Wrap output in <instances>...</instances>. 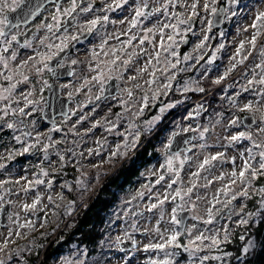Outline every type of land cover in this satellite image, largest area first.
Instances as JSON below:
<instances>
[{
  "label": "rangeland",
  "instance_id": "1",
  "mask_svg": "<svg viewBox=\"0 0 264 264\" xmlns=\"http://www.w3.org/2000/svg\"><path fill=\"white\" fill-rule=\"evenodd\" d=\"M140 2L141 0H128L126 4H123L122 8H124V10L122 13L124 23H119L116 26L117 35L120 33H127L126 35H128V38L130 36H135L136 39L132 40L130 45L124 47L126 42L122 43L116 41L117 35H114L109 42L106 43V50L114 49L115 52L119 51L116 56L120 57L119 61H121V65L122 61L127 59L128 54L132 53L134 49L139 53V56L134 57L127 66V70L124 71V76L121 79L123 90H130L132 92V98L129 99L128 93L126 92L123 98L114 102L117 107H120V113L123 115L115 119L107 117L105 120L73 122V132L69 130L72 136L68 139L64 134L58 138L65 146L71 145V156L68 162H63V167H61V162L51 165L50 169L40 166L37 167L36 161V164H34L31 159L28 161L27 167L24 168V173H27L25 177L24 175L18 174L16 177H10L9 179L11 180H8L4 173L2 177H0V181H8V183H4L3 186L0 187V197H2V199H0V209L8 202L12 205L13 215L5 226H0V246L4 244L6 238L9 240L8 246L0 252V261H3V264H32V260L35 257L38 259L36 263L38 264L41 259L44 260L43 254L48 252L51 243L55 249L53 248L54 250L48 255L49 263L45 261L47 264H65L66 261L68 264H72V262L78 260H83L85 264H145V262L150 259L158 260L163 258V253L154 251L145 252L144 247L150 243L160 242L159 235L153 231V229L159 228L161 232L168 229L170 232L172 228V225L168 224L170 216L166 214L164 220L161 221L160 224H157L159 210L156 209L153 213H148L144 211V208L147 204L155 202L154 198L157 194H161L162 197V193L166 188V182L171 179L170 174H167L166 170H162L160 167L161 164L164 163V144L167 143L169 138H172L173 133L184 132L183 129L189 126L197 129V132H193V136H198V132L203 130L204 127L209 128V131L205 133V139L203 141L199 139L192 141L193 144L199 145L204 143L208 145V147L203 150L196 147L188 153L191 159L181 170L183 187L187 188L190 186L191 173L197 170V165L205 156L215 155L217 152H223L225 154L223 161H213L209 170L201 171V176L197 180V188L192 194L193 200H196L197 195L201 197V199L196 201V215L204 219L207 218L206 209L210 207L207 201L211 199L218 188L223 187L224 184L229 182L227 174L231 172L233 165L228 163V161L231 160L232 157H236L235 163L238 170V166L241 164L239 152L243 150L244 146H250V142L240 141L239 143L228 146L230 136L239 131L248 129H251L255 133L260 120L259 113L253 114L239 111L245 103L250 101L255 102L261 99L257 94L260 90L259 85L254 84L248 91L242 90L243 87L247 85L248 80L252 79V70L250 75L244 80L243 85L235 90L230 91L229 88L226 91L228 95L226 96L225 103L223 107L219 106L208 97V93H206L208 86L204 84L207 78L204 79L203 76L208 74V76L214 80L222 75L230 66L228 52L225 51L224 54L218 53L212 65L203 62L200 66L196 64V57L201 55V52L200 50L194 51L195 45L199 43V41L196 38V34L192 35L189 33L188 36L191 39L188 45L184 46V43H180L177 50L179 58L181 59V63L178 67L186 68L189 65H196V67L193 68L192 71L178 73L176 81H173V88L167 90V94H165L164 90H161L153 101L151 98L153 91L156 90V85H153L152 90L149 91L145 81L150 79V77L147 73L137 75V69L143 67L145 62L150 58L145 52L153 53L156 50L154 45L159 42V36H152V34H149L153 40L152 44L145 41L143 45H140L139 41L144 35V30L146 28L156 24L158 19L164 20V17L162 13H160L150 17L148 20L141 18L136 27L130 28L129 22L135 15V9ZM148 2L151 3L154 8L159 6L156 0H148ZM160 3H163V0H160ZM169 10L172 11L171 8ZM175 10L183 11V9L179 8ZM165 31L168 32L170 30L166 29ZM179 39L180 38L177 37L178 43ZM223 39L224 38L220 41V44H224V48L221 51L227 50L228 47L226 40ZM206 43H208V41ZM183 46L185 48H183ZM122 48L123 51H121ZM164 55L167 54L165 53ZM184 55H191L192 59L184 62ZM261 61L264 62V57L260 58L259 62ZM173 62H175V58H173ZM153 63H155L154 60ZM157 67H161V65H157ZM121 70H124L123 66ZM149 71H152V69L149 68ZM260 71L259 69V72ZM157 75L160 76V73H157ZM132 76H136L137 78L135 80L129 79ZM160 79L163 81V76H160ZM256 79H259V75H257ZM185 80L198 82V85L203 87L205 91L203 93L195 91L184 93L180 91ZM228 80L227 77L219 85ZM137 85H142V87H137ZM193 86L195 87L196 85L194 84ZM146 93L149 102L144 108L142 115H145L147 110H152L154 114L148 120L140 122L141 125L139 126L133 113L137 112L142 106V98ZM168 93L169 97H167ZM237 93H239V98L235 100L234 106L230 100V95L233 94L236 96ZM201 94L204 95L202 96ZM122 101H127L124 107H127L129 111L126 113L124 112V107L121 106ZM169 104L173 105V107L166 108ZM193 104L198 106L206 105L207 107L202 114L200 113V115L196 117L195 126L189 124L187 119L190 107ZM110 105L111 104H108V106ZM0 106L2 107L3 105L0 104ZM162 107L166 108L163 113H161ZM31 112H35L34 106ZM244 116H253L255 124L246 126L243 123ZM156 117H159V119L149 128L147 121L153 120ZM165 118H167V120ZM233 118H238L240 120L241 123L239 127L229 126ZM130 121H134L138 126L140 131L139 141L135 147H130L123 156L117 155L109 160L116 146L124 143V137L119 135V133H126ZM32 123L34 124V133H32L31 137H27L30 144L35 142L34 137L37 133H40L41 142L43 141V144L49 143L47 135H45L48 131L40 127L42 123L37 120H33ZM93 125L96 126L93 127ZM113 125H115L113 131L109 132L106 130ZM143 131L146 133L151 132V134L147 136L148 138L145 139V142L158 131L163 137H161L157 143L156 158L142 166L138 177L135 179L136 184L128 189V191L117 194L119 198L113 211L115 225L111 226L112 228L107 227L110 230L107 231L106 234L109 244L106 255L100 251H95L96 249H87L85 245H81L76 240L71 241L67 235L75 231L74 219H76L79 212L87 208L88 201L91 198L97 197L102 187L119 175L120 169L125 166V164L129 166L130 161H132V164L135 163V156L142 148L140 144L142 142L141 132ZM133 132H135V130H133ZM53 133L54 131L49 133L52 139L54 137ZM77 134L79 135L77 136ZM131 139L132 137L130 136L129 141H131ZM8 149L13 152L18 150L12 147ZM21 150L22 149H19V151ZM89 150H91V155H89ZM121 151H124V149H121ZM73 152L75 156H73ZM97 152H99V154H97ZM81 153L83 155H81ZM60 154L65 156V160L67 159L65 153L60 152ZM181 155L183 156V153ZM41 168L48 173L47 176L41 174ZM0 170H3V168ZM3 172H5V170ZM161 172L165 173V180L161 181L160 184H155ZM81 173L84 175L82 176ZM221 173L225 174L224 179L217 180L216 177H219ZM150 176H155V180L152 183L148 182ZM21 177L25 179H21ZM205 177L207 179H205ZM44 178L46 179L44 180ZM78 178L85 181L86 188L77 187L76 180ZM36 179H40L44 181V183L39 185L33 184L31 190L25 193L22 190L23 186L27 182ZM16 180H20V183L17 184L15 182ZM49 180L52 181L51 187H49L47 183ZM208 181L212 183L208 184V187L205 188L204 185L207 184ZM263 182L264 176L258 175L256 180L252 181L251 186L248 188L250 198L238 197L236 201L232 202L230 206L233 211L231 219H227L225 216L219 223L214 222L213 225H204L203 223L192 221L191 216L193 213L188 212L189 215L186 225L191 227L193 223H197V228L193 230L191 237H189L187 233L183 234L180 237V242L186 244L189 239H193L200 231H205L206 235L209 236L216 234L218 231V238L223 241L225 235L224 226L227 225L230 242H222L218 248L207 247L203 252L197 255L220 257L218 260L209 259L206 261V264H251L250 262L255 253L262 250L263 247V243H260V240L256 237L255 229L264 222V215L249 220L247 225H240L238 221L241 219V216L247 219L246 213L255 212L257 210L259 201L261 200L259 190L264 188ZM62 185H64V187H62ZM174 187L176 186L174 185ZM69 188H71V191H69ZM149 188H151L150 191ZM233 188L236 191H240V188L236 186H233ZM141 192L145 194L142 199L138 195V193ZM37 195L40 196V201L36 208L25 211L23 205L31 204L33 200L36 199ZM50 196L52 198L51 203L49 202ZM61 197H63V199H61ZM134 197L135 199H133ZM149 197H153V199L150 201ZM223 199H225V197L221 195V200ZM129 201H131V203H129ZM69 202L72 203L71 209L67 207ZM244 204H246L244 212L241 213V216H237L236 213L241 211V206ZM174 206V204H165V208L169 209V211L170 208ZM216 208H222V205H216ZM40 211H42L43 214L40 218H37L36 215ZM132 212H142L143 215L133 216ZM182 212L183 211H180V213ZM72 222L73 229L71 230ZM134 223L136 225L135 228L132 227ZM20 225L26 226L21 228ZM9 232L12 233L11 236H9ZM17 232L20 233L19 236L16 235ZM125 233H128L131 238L124 239ZM117 237H120L123 242H132V240H135V248L132 247L129 251L121 250L120 244L118 246L116 244ZM241 237H243V240ZM248 240L253 241L254 247L245 255L242 253V248ZM205 244H210V241H205ZM60 248L61 250L58 252ZM169 251L177 252L175 257L177 264H192V262L187 259V253L174 249H169ZM196 264H199V262L197 261Z\"/></svg>",
  "mask_w": 264,
  "mask_h": 264
},
{
  "label": "snow or ice",
  "instance_id": "2",
  "mask_svg": "<svg viewBox=\"0 0 264 264\" xmlns=\"http://www.w3.org/2000/svg\"><path fill=\"white\" fill-rule=\"evenodd\" d=\"M103 2V0H102ZM128 0H113L112 3L106 4L103 9H94L92 0H43L42 3L32 5L27 3V0H0V66L5 71H0V81L7 83V86L0 85V101H7V103L0 107V121H3L5 117L12 113L14 115H19L21 117H27L30 113L26 112L25 109L32 104H38L39 101H33L29 99L33 95L32 91L27 92L23 95L24 106L20 108H13L11 104L15 101L13 100V93L16 91L17 87L21 83L29 82V77L24 73L25 68H29L35 72L37 76H42L44 72H49L55 74L54 68L51 67L52 61L56 60L57 57H60V54L65 52L69 48L71 42H79L81 37L88 36L93 34L97 30L98 25H103L109 23V16L107 14L103 16L95 15L96 11H103L105 13L110 11H115V9L122 7V4H126ZM158 7L152 8L148 0H141L135 9V15L130 20V28L136 27L141 18L148 20L150 17L162 13L164 20H157L156 24L152 27H148L144 30V35L140 38V45H143L145 41L149 44L153 43L152 36H159V42L154 45L156 49L153 53H147L149 59L145 62L144 66L137 69V75H143L147 73L150 79L146 80L145 83L148 85V90H152V86L156 85V90L153 91L152 100L156 99L157 94L164 90L167 94V90L173 88V81H176L177 75L180 72L192 71L196 65H189L188 67H178L181 63L179 58L178 48L180 43H186L187 36L189 33L195 35L194 25L199 21L204 33L203 38L195 45L194 51H199L206 49V42L210 39L209 33L213 32V28L219 25L225 24L228 21H232L234 17H237L238 10L247 5L242 4L241 0H163V3H160V0H156ZM52 4L54 11L50 13L49 17L44 16L39 25L32 24L37 17L41 16V12L46 4ZM67 4V6H63ZM172 9L170 11L169 9ZM183 9V11H176L175 9ZM147 10V11H146ZM10 13H18L17 16H10ZM89 14H93L89 18ZM83 18V19H82ZM167 21V22H166ZM116 23V21H111ZM120 23H124L123 20ZM250 28L253 29L250 40H242L239 45L236 47L235 55L232 57L233 63L231 66L217 79L212 81L213 84L219 85L224 79L227 78L229 73H231L237 65L244 64L249 56L252 55V52L249 51L247 55H241L245 49V44H249L252 49L256 48L257 38L264 31V11H257L251 24ZM170 30L166 32L165 30ZM39 30H46V34L41 38L36 35V32ZM245 32L248 31L246 27ZM60 33L59 36L56 34ZM31 34L34 40H38V44H34L33 40L26 39L24 42H19L18 37L26 36ZM51 34V35H48ZM127 33H125L126 35ZM221 36L224 35L223 31L219 33ZM166 37V39H165ZM177 37H179V43L177 42ZM53 38L58 39L59 43H53ZM119 39V36L116 37ZM136 39L135 36H130L126 41L124 47L130 45L132 40ZM107 43V40H104L99 46L101 48ZM44 48L47 51H41L40 49ZM224 48V44H219L216 46L209 55L208 51H204L202 55L196 57V64H200V61L205 59L207 56L206 64L212 65L217 58V54ZM30 49L33 54L27 56V59L20 61L15 67L12 66L13 62L17 61L18 53L20 50ZM54 49V50H53ZM110 51L115 55V50L110 49ZM123 51V48L121 49ZM167 55H164V54ZM7 54V55H6ZM97 53L93 52L92 56L95 58ZM261 55L264 56V49L261 50ZM139 53L133 50L132 53L128 54V58L122 61V65L118 64L117 61L120 59L119 56H116L114 59L108 60L105 62V68H101L100 64L97 63L95 68L90 67V72H99V75H94L91 80L84 79L83 83L79 88L76 89V92L79 93L81 88L87 87L93 81H101L102 78L106 77L107 79H122L124 76V71L127 70V66L133 60L134 57H138ZM175 58V62H173ZM192 59L191 55H184L183 61L187 62ZM64 58L56 60L58 67H65ZM153 60L155 63H153ZM77 59L71 60V65L78 64ZM161 65V67H157ZM123 66V71L121 70ZM149 68L152 71H149ZM256 69H260L259 73L256 72ZM175 70V71H173ZM160 73V76H163V81L160 79V76L157 75ZM252 79H249L247 85L243 87V91H248L254 84L260 86V90L257 93L261 99L255 102H248L239 109L240 112H249V113H259L260 120L259 126L257 127L256 132L254 133L251 129L245 131H239L238 133L231 135L229 139V145L231 146L234 143H239L240 141H249L250 146H244L243 150L239 152V159L241 164L238 166L235 163L236 157H232L228 163L232 164V170L228 173L229 182L224 184L223 187L218 188L215 194L212 195L211 199L207 202L210 205L206 209L207 218L195 214L196 201L201 199L199 195L196 196V200L192 199V194L197 188V180L201 176V171L209 170L213 161H223L225 154L223 152H217L215 155L205 156L204 159L197 165V170L191 173L190 186L185 188L183 187V182L181 180V170L184 168L185 164L191 159L188 156V153L192 151L193 148L199 147L201 150L208 147V145L201 143L199 145L193 144L192 141L197 139L203 141L205 139V133L209 131L208 127H204L203 130L198 132V136H192L189 139L184 141L185 145H190V147H185L179 151L172 150L173 139L169 138L167 143L164 144L163 155L164 163L161 164V169L166 170L167 174H170L171 179L166 182V188L161 194L155 196V202L147 204L144 208V211L148 213H153L154 210H159V219L157 224H160L164 220L165 215H169L170 219L168 224L172 225V228L169 232L168 229H165L164 232H161L159 228L153 229L159 237L160 242L150 243L145 245L144 251H154L158 253H163V258L161 259H150L145 262V264H177L175 257L177 255L176 251H169V249L179 250L180 252L187 253L188 261H191L192 264H196L198 261L199 264H206V261L218 260L220 257L207 255L198 256L197 254L203 252L207 247H216L218 248L222 242H230L229 239V229L227 225L224 226V237L223 241L218 238V231L216 234L211 236L206 235L205 231H200L193 239H189L188 242L181 243L180 237L187 233L189 237L192 236L193 230L197 228V223H203L204 225H213L215 221L223 214L227 219H231L233 215L232 205L233 201H236L238 197L250 198L248 188L251 186V182L256 180L257 176H264V62L256 64L255 68L252 69ZM71 74V73H70ZM259 75V79H256ZM20 77V79H16ZM137 77L132 76L129 79L135 80ZM44 88L49 87L46 80H42ZM196 85L195 87L193 85ZM63 87H67L64 85ZM137 87H142V85H137ZM43 90V89H42ZM91 89H89L90 91ZM103 91V89H101ZM128 93L129 99L132 98V92L128 89H125ZM180 91L187 93L191 91L203 93L205 89L198 85V82L192 80H185L183 87ZM69 99L72 98V93L69 94ZM239 95V93H237ZM97 100L100 99L99 96L96 97ZM143 104L139 110L133 115L139 117L143 114L144 108L149 102L147 93L142 98ZM235 106V101H232ZM127 104V101H122L121 106ZM134 106V105H133ZM173 105L169 104L166 108H171ZM202 107V106H199ZM199 107L196 114L199 115ZM166 108H161V113H163ZM129 109L124 107V112H128ZM118 117L123 114H117ZM65 119H70V116L65 117ZM159 117L154 118L153 120L147 121L149 128L153 126ZM240 120L238 118H233L230 121V127L236 126L239 127ZM250 123H255L251 121ZM8 129L20 128L23 136H31L32 133L25 131L24 119L19 121H13L7 123ZM96 125H93L95 127ZM115 125L106 129L107 131H113ZM135 130V132H133ZM50 131H59L58 128L53 127ZM184 132H197L196 128L191 126L184 128ZM124 137V143L118 144L116 149L112 151L109 160L117 155L123 156L125 152L130 147H135L140 138V131L137 124L134 121H130L126 130V133H119ZM173 137L178 135L177 133L172 134ZM132 137L129 141V137ZM17 143L21 142V137H15ZM35 143L29 144L22 147L20 155L28 153L31 149L36 148L37 144L41 142L40 133H37L34 137ZM47 140L49 143H45L41 151L45 153L44 159H48V149L55 148V145L61 141H52L51 135H47ZM99 143V142H98ZM124 149V151H121ZM255 150V151H254ZM183 153V156L181 155ZM91 150H89V155H91ZM99 154V152H97ZM13 153H9L6 159H13ZM59 160L61 162V167L64 166L63 162L65 161V156L57 153ZM81 155H83L81 153ZM73 156L75 153L73 152ZM6 167L5 164H0V169ZM41 174L47 176L48 173L41 168ZM83 176L84 174L81 173ZM225 177L224 173H221L219 177H216L217 180H223ZM21 179H25L21 177ZM205 179H207L205 177ZM165 180V173L161 172L158 179L155 181V184H160L161 181ZM17 184L20 183V180L15 181ZM8 181H0V187ZM44 183L40 179L34 181H29L23 186V191L28 193L32 185H39ZM49 187H51L52 181L48 182ZM211 181H208L204 185L205 188L208 187V184H211ZM76 185L78 188H86L84 180L77 179ZM174 185L176 187H174ZM154 186V185H153ZM233 186L240 188V191H236ZM64 187V185H62ZM151 188H149V191ZM71 191V188H69ZM261 195V200L259 201L258 208L255 212H248L245 215L247 219L241 216V213L244 212L246 204L241 206V211L236 213L237 216H241V219L238 221L240 225H247L249 220H253L257 217L264 215V188L259 190ZM141 199L144 197V193H138ZM221 195L225 199L221 200ZM2 199V197H0ZM63 199V197H61ZM135 199V197L133 198ZM153 197H149L151 201ZM40 201V196L37 195L36 199L33 200L31 204H24L23 209L27 211L28 209H35L37 204ZM179 201V202H177ZM49 202H52L51 196L49 197ZM131 203V201H129ZM174 204V207L169 209L165 208V204ZM216 205H222V208H216ZM69 209L72 207V203L69 202L67 206ZM234 207V206H233ZM224 209H228L226 213L223 212ZM180 211L192 212L191 220L197 223H193L191 227H188L184 223V218L179 215ZM133 216H142V212H132ZM11 219V217H10ZM26 225H20V227H25ZM30 226V225H28ZM133 228L136 227L135 223L132 225ZM12 233L9 232V236ZM17 236L20 235L19 232L16 233ZM130 235L125 233L124 239H130ZM243 240V237H241ZM205 241H210V244H205ZM9 240L6 238L4 244L0 246V252L8 246ZM123 243V240L120 237H117L116 244ZM133 248L136 246V241L132 240ZM254 247L252 240H248L247 243L242 248V253L247 254ZM0 264H3V261H0ZM65 264H68L66 261ZM72 264H85L83 260H78L72 262Z\"/></svg>",
  "mask_w": 264,
  "mask_h": 264
},
{
  "label": "flooded vegetation",
  "instance_id": "3",
  "mask_svg": "<svg viewBox=\"0 0 264 264\" xmlns=\"http://www.w3.org/2000/svg\"><path fill=\"white\" fill-rule=\"evenodd\" d=\"M43 0H27V3L36 5L42 3ZM94 9H103L106 4L112 3L113 0H92ZM242 4L247 5L242 9L238 10L237 17H234L232 21H228L225 24L219 25L213 28V32L209 33L210 39L208 43H206V51H208L209 55L211 51L220 44L222 38L227 42V50L220 51V54H224V52H228V57L230 58V66L233 63L232 57L235 55L236 47L239 45L242 40H250L253 29L249 27L251 24L255 14L257 11H264V0H241ZM152 8L154 6L149 3ZM123 5V4H122ZM63 6H67L64 4ZM123 10L124 8L120 7L115 9V11L103 12L96 11L94 14L103 16L107 14L109 16V23L98 25L97 30L86 37L82 36L79 42L73 41L69 45V48L65 50V52L60 54V57H57L56 60L64 58L63 62L65 67L60 68L56 64V60L52 61L51 67L54 68L55 74L44 72L42 76H37L33 70L29 68H25L23 71L29 77V82L21 83L18 85L16 91L13 93L14 103L11 104L13 108H20L24 106L23 95L29 91L33 92V95L29 97L33 101H39L38 104L29 105L28 108L25 109L26 112L30 113L27 117H21L19 115H14L9 113L3 121H0V163L6 165L3 170H0V177H2L3 173L6 175L8 180L10 177H16L18 174L25 175L24 168L27 167V163L29 160L33 161L34 164L37 163V167H46L48 169L51 168V165H55L59 160V156L57 153H65L66 154V162L69 161L71 156V145L65 146L61 140H58L61 136L65 134V136L69 139L72 136L73 132L72 123L75 121L86 122L89 120H105L107 117L111 119H115L118 117L117 114L121 112L120 107L115 105V101L121 99L125 96L126 91L123 90V84L121 79H107L106 77L102 78L101 81H93L87 87L81 88L79 93L76 92V89L80 87L83 83L84 79L91 80L94 75H99V72H90L89 68H95L96 64L99 63L100 67L105 68V62L116 57V54L119 51L115 52V55L110 50H106V44L103 48L99 45L107 40V43L113 37L116 36V26L123 20ZM54 11L52 4H46L41 12V16L37 17L32 24L39 25L41 19L44 16H48V22L50 20V13ZM147 11V10H146ZM18 13H10V16H17ZM93 14H89V18H91ZM83 19V18H82ZM111 21H116V23H112ZM206 25H200L199 21L194 25L196 38L200 41L203 38L202 27ZM248 28V31L245 32L244 29ZM124 30V29H123ZM220 31L224 32V35L221 36ZM124 32V31H123ZM46 34V30H39L36 32V35L39 37H43ZM51 35V34H48ZM57 36L60 33L56 34ZM119 39L116 38L118 42H126L128 40V35L120 33ZM26 39L33 40L34 44H38V40H34L31 34H27L26 36L18 37L19 42H24ZM190 37L187 36V42L184 43V46H187ZM53 43H59L58 39L53 38ZM183 46V48H185ZM264 49V31H262L261 35L257 38L256 48L252 49L249 44H245V49L242 52L243 55H247L249 51L252 52V55L244 61V64L237 65V67L229 73L228 81L223 82L221 85H215L212 83L213 79L208 76V74L203 76V78H207L204 81V84L208 86L206 89V93H208V97L210 99H218L223 104L225 103L226 96L228 93L226 92L229 88L230 91L239 88L244 84V80L250 75L251 70L256 64L262 63L259 62L261 57V50ZM41 51H47V49L41 48ZM54 50V49H53ZM205 50H200L201 55ZM97 53L96 57L93 58L92 53ZM33 54L30 49L20 50L18 53L17 61L13 62L12 66L15 67L20 61L27 59V56ZM7 55V54H6ZM207 56L205 59L200 61V65L203 64L207 60ZM77 59L79 61L76 65H71V60ZM118 64H121V61H117ZM253 65V67H252ZM229 66V67H230ZM228 67V68H229ZM0 71H5L2 66H0ZM256 72L259 73V69H256ZM71 73V74H70ZM16 79H20L17 77ZM42 80H46L48 82L49 87L44 88L41 83ZM0 85L7 86V83L4 81H0ZM67 85V87H63ZM43 89V90H42ZM89 89H91L89 91ZM103 89V91H101ZM72 93V98L69 99V93ZM202 96L204 94H201ZM99 96L100 99L97 100L96 97ZM169 97V93L167 95ZM201 97V96H200ZM239 98V95H230V100L235 101ZM7 103V101H0V104L3 106ZM108 104H111L108 106ZM194 105V104H193ZM2 106V107H3ZM35 107V112H31ZM203 106V105H201ZM1 107V106H0ZM207 108V107H206ZM70 116V119H65L66 115ZM61 113V114H58ZM3 113H0L2 115ZM52 115V118H46L47 115ZM154 112L151 110H147L145 115H140L136 117L138 125L140 126V122L148 120ZM202 114V113H201ZM56 115V116H55ZM200 115V114H199ZM244 115V114H243ZM24 119L25 131L34 133V124L33 120H37L42 123V128L46 129L48 132L45 135H49L51 129L53 127L58 128L59 131H54L52 141H61L60 143L55 145V148L48 149V159L45 160V153L41 151L43 148V141L37 144L36 148L31 149L28 153L20 155L19 149L27 146L30 142L27 140V137L31 136H23L20 128L16 129H8L7 123H11L13 121H19ZM48 120H51L53 123H49ZM61 128V129H60ZM79 134H77L78 136ZM148 135L146 132H141V147L145 145V136ZM20 136L21 142L17 143L15 137ZM147 139V138H146ZM35 143V142H34ZM33 144V143H32ZM18 149L16 152L8 148ZM9 153H13V159L8 160L6 157ZM138 153V152H137ZM137 155L134 159V164H136ZM136 160V161H135ZM36 161V163H35ZM132 161H130L129 166H133ZM31 165V164H30ZM22 167V168H21ZM5 170V172H3ZM19 170V171H18ZM46 178H44L45 180ZM7 197V195H6ZM8 203V202H7ZM2 208V207H1ZM1 213V209H0ZM13 217L12 215V205L10 204V212L8 214V221ZM7 221V222H8Z\"/></svg>",
  "mask_w": 264,
  "mask_h": 264
},
{
  "label": "trees",
  "instance_id": "4",
  "mask_svg": "<svg viewBox=\"0 0 264 264\" xmlns=\"http://www.w3.org/2000/svg\"><path fill=\"white\" fill-rule=\"evenodd\" d=\"M211 100L219 106L223 107L224 105L218 99ZM165 119L167 120V118ZM150 134L151 132L148 133V135ZM148 135L145 136V139L148 138ZM161 137L163 136L159 134V131L156 132L138 151L136 164L133 166H127V164H125V166L120 169L119 175L113 178L110 183L104 185L97 197L91 198L88 201L87 208L84 209V211L79 212L76 219H74L75 231L71 232V234L68 233L67 235L71 241L76 240L81 245H85L87 249H96L95 251H100L106 255L109 246L106 234L107 231L110 230L107 227L115 225L113 211L119 198L117 194L128 191V189L132 188L136 184L135 179L138 177L142 166L156 158L157 143ZM72 229L73 222L71 226V230ZM255 233L256 237L260 240V243H263V247L262 250L255 253L250 263L264 264V222L255 229ZM53 248L54 247L51 243L49 245L48 252L45 254L42 253L44 260L41 259L38 264H47L46 262L49 263L48 255L55 249ZM60 250L61 248L58 252H60ZM37 260V257H35L32 260V264H36Z\"/></svg>",
  "mask_w": 264,
  "mask_h": 264
},
{
  "label": "water",
  "instance_id": "5",
  "mask_svg": "<svg viewBox=\"0 0 264 264\" xmlns=\"http://www.w3.org/2000/svg\"><path fill=\"white\" fill-rule=\"evenodd\" d=\"M58 114H61V113H58ZM63 115H66V113L64 112ZM52 115H47L46 118H52L51 117ZM56 116V115H55ZM254 118L253 116H244L243 117V123L246 125V126H251L255 123H250L251 121H253ZM255 121V120H254ZM49 123H53L51 122V120H48ZM178 135H176L175 137L172 136V139H173V144H172V150L173 151H179L180 149L182 148H185V147H190L189 145H185L184 144V141L186 139H189L190 137L193 136V132H178L177 133ZM155 180V176H150L149 179H148V182L149 183H152L153 181ZM263 187H264V182H263ZM228 211V209H224L223 212L226 213ZM10 212V204L7 203L6 205H4L2 208H1V213H0V226H5L7 221H8V214ZM43 212L40 211L39 213H37L36 217L37 218H40L42 216ZM188 215L189 213L188 212H185L183 211L182 213H180V216L184 218V223L185 225L187 224V220H188ZM225 217V215H221L217 221H215L216 223H219L223 218ZM133 247L132 245V242L131 241H126V242H123L120 244V249L123 250V251H129L131 250Z\"/></svg>",
  "mask_w": 264,
  "mask_h": 264
},
{
  "label": "bare ground",
  "instance_id": "6",
  "mask_svg": "<svg viewBox=\"0 0 264 264\" xmlns=\"http://www.w3.org/2000/svg\"><path fill=\"white\" fill-rule=\"evenodd\" d=\"M198 107H199L198 105L194 104L190 107V110H189V115L187 119H188V123L191 124L192 126H195V120H196V117H198V115L196 114ZM205 108H206V105L199 107V114L202 113L205 110Z\"/></svg>",
  "mask_w": 264,
  "mask_h": 264
}]
</instances>
